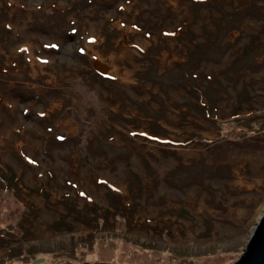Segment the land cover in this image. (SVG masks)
Masks as SVG:
<instances>
[{
	"label": "rangeland",
	"instance_id": "obj_1",
	"mask_svg": "<svg viewBox=\"0 0 264 264\" xmlns=\"http://www.w3.org/2000/svg\"><path fill=\"white\" fill-rule=\"evenodd\" d=\"M81 29L127 81L92 73ZM29 45L53 62L34 92ZM9 117L33 145L0 153V264H231L264 210V0H0Z\"/></svg>",
	"mask_w": 264,
	"mask_h": 264
},
{
	"label": "crops",
	"instance_id": "obj_2",
	"mask_svg": "<svg viewBox=\"0 0 264 264\" xmlns=\"http://www.w3.org/2000/svg\"><path fill=\"white\" fill-rule=\"evenodd\" d=\"M127 2H129V1H127ZM120 8H121V10H123V8H124L123 5H121ZM118 26H120L122 28L126 27L128 30H133V31L138 32L139 34H141V36H142L143 40H145V42L148 41V39H150V36L146 32H144L147 28L145 26H141V28H140L136 24H128V23L126 24L125 22H120V24H118ZM81 31H82V29H81ZM73 32L78 33L76 30ZM161 33H163V32H161ZM80 37H81V43H82L81 45H83L82 53L86 57L89 58V68L92 71V73H95L97 75V77H99L100 79H104V80H107L109 82L120 83L123 80L127 81V78H125V76L122 74V72H119V67L116 64L117 63L116 60L110 55H109V57H107L103 53L101 54V52H98L97 49H99L100 45L103 43V37L101 39L98 36H95L93 34H87L86 32H83V31L81 32ZM16 39H17V37L15 36L14 40H16ZM14 40L12 41L13 44H14ZM40 45L44 46V48L46 50H48L50 47L56 48L58 45V42L57 41L40 42ZM30 48H31L30 45L28 47H26V46L14 47L15 53L17 54V57H16L17 60H15L13 62V64L14 65L16 64L15 66L19 65V67H20L22 57L24 58L25 62L29 61V63H34V65L32 67H30V70H26L27 72L22 71V70H20V72H15L16 73L15 75H17L18 77H21V79H22L20 81L21 83L20 82L19 83L21 85H23L24 87H26L30 92H34V91H36V87H34L33 81L34 82H37V81L39 82V80L44 81V79H42L40 73L41 74L44 73L46 75V72H42L44 67L42 66V68H40V65L35 63V60H36V62L38 61L41 64H43L44 66L53 65V62H51L52 57L51 58L50 57L46 58L44 56H40V57L34 56L33 57L32 51L30 50ZM60 48H61V46H60ZM128 48L135 50V52H137V53L144 52V49H147V47L143 49L140 46V44L135 43V44H132L131 46H125L124 45V49L121 48V51L118 54L120 56L121 55L124 56L126 54L125 51H127ZM112 55L113 56L117 55V53L113 52ZM27 57H29V60L27 59ZM30 57H32V58H30ZM41 57H44V58H41ZM53 61L56 62L55 58H53ZM63 61L64 60L61 59L60 61H58V63L59 64H65ZM3 63L4 62H2V64ZM10 65L11 64L7 65L5 63L3 66L5 69H8L7 67H9ZM22 68L23 69L26 68V63L25 64L23 63ZM117 74H120L119 76H121V77H119ZM58 76L62 77L61 72L55 71V72H52L49 75V77H47L46 79L49 81L51 80L50 81L51 84L58 85L60 82H62L61 78ZM30 85H32L33 87H30ZM46 90H47V86H46ZM37 93L39 94L38 91H37ZM37 93L35 92V95H38ZM45 93L46 92L43 91V94H45ZM40 95H42V94H40ZM43 102L46 103L48 106L50 104L49 100H48V102L47 101L45 102V100H43ZM5 104H6V108H8L7 110L13 115V111H16L17 107H14L13 104L9 103V102L8 103L6 102ZM32 107H34V106H28V107L24 108L22 110V112L25 110L31 112L33 110ZM36 114H39V116L43 119L48 117L46 112H39V113L36 112ZM20 117H21V114H20ZM10 119H11V117H9V119H5L4 121L0 120V153L5 154L9 150H11L13 152L16 151L17 158H19V159H22L23 157H26V156H28L26 158H31L30 155L28 154V153H31V149H29L30 147L28 148L27 145L31 146V145H33V142L31 141L30 137L27 136V130H28L27 123L28 122H26V123L18 122L16 125L11 126L7 130H3V128L6 125H8V123L11 122ZM28 139H30V140L28 141ZM41 144H42L41 152H43V150H44L43 149V141ZM2 154H0V157ZM6 165H8V167L15 168L13 166V164L9 161H7Z\"/></svg>",
	"mask_w": 264,
	"mask_h": 264
},
{
	"label": "water",
	"instance_id": "obj_3",
	"mask_svg": "<svg viewBox=\"0 0 264 264\" xmlns=\"http://www.w3.org/2000/svg\"><path fill=\"white\" fill-rule=\"evenodd\" d=\"M231 264H264V210L245 244L243 253Z\"/></svg>",
	"mask_w": 264,
	"mask_h": 264
},
{
	"label": "trees",
	"instance_id": "obj_4",
	"mask_svg": "<svg viewBox=\"0 0 264 264\" xmlns=\"http://www.w3.org/2000/svg\"><path fill=\"white\" fill-rule=\"evenodd\" d=\"M81 49V48H80ZM7 178H9L10 180H12L13 181V179H12V177L11 176H5V178L3 179V180H5L4 182H6V185H5V190L7 189V188H10V190H16L17 189V185H16V183H13L12 181H8L7 180ZM7 182H9V184L7 183Z\"/></svg>",
	"mask_w": 264,
	"mask_h": 264
},
{
	"label": "snow or ice",
	"instance_id": "obj_5",
	"mask_svg": "<svg viewBox=\"0 0 264 264\" xmlns=\"http://www.w3.org/2000/svg\"><path fill=\"white\" fill-rule=\"evenodd\" d=\"M81 51H83V49H81Z\"/></svg>",
	"mask_w": 264,
	"mask_h": 264
},
{
	"label": "bare ground",
	"instance_id": "obj_6",
	"mask_svg": "<svg viewBox=\"0 0 264 264\" xmlns=\"http://www.w3.org/2000/svg\"><path fill=\"white\" fill-rule=\"evenodd\" d=\"M101 68V67H100ZM102 69V68H101Z\"/></svg>",
	"mask_w": 264,
	"mask_h": 264
}]
</instances>
